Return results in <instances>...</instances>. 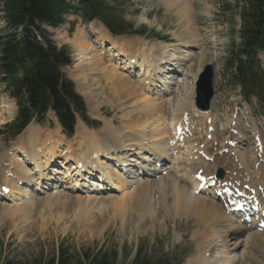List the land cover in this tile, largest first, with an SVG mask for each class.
<instances>
[{
    "label": "rangeland",
    "instance_id": "obj_1",
    "mask_svg": "<svg viewBox=\"0 0 264 264\" xmlns=\"http://www.w3.org/2000/svg\"><path fill=\"white\" fill-rule=\"evenodd\" d=\"M193 1L196 4V8L193 10L194 14L192 16L194 17L192 23H187L185 19H179L177 12H179L180 6L177 7L175 4L174 6L168 7L169 5L166 4L167 0H125L121 5H115L112 0H109L108 6H113V13L115 15L120 14V18L126 25H131L132 30H129L123 35L113 36L96 19L90 23H84L80 13L67 15L65 18L66 23L57 29L48 28L50 38L56 45H65L68 47L72 65L63 69L64 75L67 77V80L75 85L74 89L83 98L87 110V117H90L96 122L92 126H87L81 120H78L72 137H67L55 120L43 125L32 122L26 127L25 132L11 140L8 132L13 128H10V130L3 126L14 120L17 110L14 101L8 96L6 86L0 83V106H8L11 112L10 118L4 123H0L1 180L4 179V172L6 173L7 170L5 165L17 154V147L29 135V128H34V130L43 135V138L46 135H52L58 142L57 145L60 146L61 150L66 146H70L68 149H78V145H81L77 142L78 136L82 135L78 132H83V135L85 133L93 138L96 137L100 142L102 137L99 131H103V124L105 122L110 123L114 131L122 128L120 131H123L122 135L124 139L133 138L127 129L129 122L121 125L122 122L119 118L124 120L125 117H121L123 114L121 113L122 111H119L114 105V93L111 90L104 89L103 97L105 100L103 101L105 102L101 104L103 98L98 100V103H100L98 110H93L88 95L82 92L81 72L87 69L88 61L84 58L79 61L76 60L81 55L80 46H72L68 40L72 39V36L78 30L85 27L98 31H95L97 35H89V38L87 37L84 41L86 44L84 49H89L87 54L91 58L95 57L99 59L98 56L103 57L107 54V51H104L103 54L101 50L102 45H98L101 41L106 48H109L111 42L118 44L120 48L128 44L130 48H132L131 45H134L138 49L142 48L140 45L148 43L149 45L155 46L152 48L153 52L157 50L161 55L162 53H166V56H170V61L166 67L162 66L161 71V73L169 72V77L172 76L166 79L170 84L169 89L172 88L169 94L170 96L159 99L160 96L155 95L157 93H151L147 98L150 100V103L153 102L155 105L160 104L168 109L169 112L172 110L171 103L175 104L180 100H184L185 103H190L188 97L191 87L189 85L194 81V76L200 73L203 66L209 64L212 65L214 71L215 90L211 110L205 115L209 116L210 122L211 119H216L220 124L227 122L235 124L236 110L240 108L242 109L241 114L244 112L251 113L254 115L252 118L255 122H257V118L264 124V106L259 102L262 99L264 100V92H258V96L255 97L245 95L240 88L243 85L240 83L238 85L235 82V78L232 77L231 66L229 65L231 49H235L242 42V38L239 35L241 29L239 18L241 6L237 0ZM192 8L193 4H190V9L192 10ZM185 23L187 24L185 25ZM0 27H3V22H0ZM83 30L86 36L87 33L85 31L87 29ZM187 37L189 39H186ZM192 40L195 41L192 44L193 47H189L188 43H193ZM160 43L168 47V49H165ZM140 53L141 51L138 52V54ZM161 55H156V57L158 58ZM261 63L264 66V60ZM101 65L105 66L103 64ZM131 65L130 67L132 68ZM115 67L120 68L119 65H115ZM135 68L137 69L139 67ZM108 69L110 70L111 68ZM140 70L134 72V76L140 75ZM91 76L95 77V75ZM86 78H89V76ZM101 82V85H105L104 80ZM146 86H148V83H146ZM130 98L131 100L129 102L131 104L128 106L140 117L144 112L143 109H140L141 106L138 105V102L139 104L145 103L141 101V97H137L138 99L136 98V101L133 99L135 98L134 96H130ZM166 99L169 102H165ZM189 105L191 106V104ZM193 106H195L194 100ZM136 108L138 110H135ZM192 110L190 109L189 115L194 116ZM0 112L2 113L3 109L0 108ZM195 113L200 117H204L201 113L202 116L197 112ZM124 115L126 116V114ZM1 116L6 117L0 114ZM138 119L140 122L143 121L141 117ZM209 119L207 120L208 122ZM207 121H204L203 118L194 119V124L197 126L193 133L194 136L189 140L186 139V142L183 144L184 148L179 149V151L168 145L170 141L168 133L162 137V140L158 139L161 148L164 149L161 150L165 154L163 161L165 162V169L171 167L174 160L180 161L185 157L184 155L188 154L187 152L190 147L195 144L200 147L203 146L206 142L204 135L208 132L210 125ZM163 123L168 126L167 120H164ZM160 126L161 128L163 127L162 124ZM226 129L225 131L216 129V134L213 136L214 142L207 144V148L211 150L212 155L224 149L226 140H236L237 137L231 132L236 133L240 130V134L247 137L243 128L234 129L232 126H227ZM261 134L262 141L264 142V131ZM251 142L250 140L246 141L247 144ZM153 143L147 144L150 148L149 150L151 151L152 147L153 150L159 152V149H156V144ZM157 145L159 146V144ZM36 150L39 149L37 148ZM76 155L79 154L77 153ZM62 156L65 155L62 154ZM137 158L141 157H132V159L140 162L141 159ZM138 161L137 163H139ZM73 162L75 165L74 158ZM103 162L108 163L109 161L105 159ZM111 164L112 162H110L109 166H114ZM200 164L203 165L204 162L201 161ZM83 169L87 168L84 166ZM248 173H251L250 166H248ZM158 182L155 184L152 182L151 184L152 204L150 207L152 208V213L148 214L142 220L139 217H132L122 223L112 213V205L108 202V199H105V196H101L100 194L93 195L94 197L90 200L88 198L90 195L85 192L74 193V196L71 192L54 190L48 194H42L34 200H30L31 198L29 199L27 197L21 201L14 194V199L0 201V262L4 259V261L12 260L17 264H21L27 260H33L39 255L44 257V259H49L53 253L56 254L59 244L67 247L69 254H75L82 250L90 252L98 249L107 252L112 250L117 254V264H132L138 248L142 252L140 258L146 259L150 264H188L191 259L192 261L199 262L197 259L199 253L196 251L197 243L193 239V235L195 231H202L204 228L196 223L192 212L188 211L186 214H175L176 212L171 208L172 201L169 200L166 203L163 201V196H169L170 191H161ZM176 184L181 186L179 183ZM81 186L82 184L78 187ZM127 192L129 193V189L126 187L112 191L115 198H118V201L125 198L128 194ZM89 214H92L98 221L88 220L89 222L83 226L77 224L76 217L81 215L87 216ZM98 217L106 219L103 224H100V218ZM107 218L110 220L108 221ZM220 229L217 225L206 229V231L211 232L212 237L210 238L214 240L208 249L209 252L204 256L201 255L202 258L200 259L203 260L201 264H210L213 260H216L213 261L214 264H264V233L259 234V236L257 235V239L250 241L242 238L244 240L242 247L235 249L233 245L235 242L232 239L221 237L223 234L220 233ZM217 233L220 235L218 236ZM242 240L240 241L242 242Z\"/></svg>",
    "mask_w": 264,
    "mask_h": 264
},
{
    "label": "bare ground",
    "instance_id": "obj_2",
    "mask_svg": "<svg viewBox=\"0 0 264 264\" xmlns=\"http://www.w3.org/2000/svg\"><path fill=\"white\" fill-rule=\"evenodd\" d=\"M166 4L169 5L168 7L174 6L175 4L177 7L180 6V10L179 12H177L178 18L187 20V23L193 22V10L196 8V4L193 0H167ZM190 4H193L192 10L190 9ZM187 23H185V25ZM83 29H87V31H85V33H87L86 36L84 35ZM83 29L81 28L80 30H78V32L74 34V36H72L73 38L68 40V42L72 46H80L81 55L79 59L77 58L76 60L79 61L80 59L84 58L86 61H88L87 69L81 72L82 92L88 95V98L93 106V110H98V106L100 105V103H98V100L103 98L101 104L105 102L103 101L105 100V98L103 97L104 89L107 88L108 90H111L114 93V105L119 111H122L121 113L123 114L121 117L124 116L126 118H124V120H121V118H119V120L122 122L121 125L129 122V126L127 127V129L130 131L131 136L133 138L124 139V136L122 135L123 131H120L122 130V128L118 131H114L111 124L104 121V129L103 131H99V134L102 137L100 142L99 140H97L96 137L93 138L92 136L86 135L85 133L83 135V132H78L79 134H82L78 136L77 142H79L78 144H81L78 145V149L72 150L71 148L68 149V147L70 146H66L63 150H61L60 146L57 145L58 142L54 139L52 135H46L43 138V135L38 133V131L34 130V128H29V135L24 138V140L21 142V145L17 147V154H20L21 156L14 155V158L10 160L11 162L8 164L10 170L7 171L6 174L10 173L12 177L15 178V180L13 179V181H9L5 179V182L3 184L0 183L1 187H8L11 191L6 197H1L0 200H10V198L14 197V194L18 195L19 198L17 199H23L25 195L29 196L30 198H33V192L38 191L39 189L37 187L35 188V190H29L30 188H32L29 185L35 181L38 186L42 179L37 178L39 174L36 175L33 173H29L28 170H26L27 168H30L28 167V165H36V168H38L39 172H41L40 168H42V170H45L46 167L50 163H53L56 158H60L61 155L59 156V154L62 152L64 155H68L65 157V161L66 159H68V161L73 160V158L75 159L74 166L78 165V162H81L83 167L85 166L87 170L92 168L100 170L102 173H104L102 174L101 179H107L108 181H110V185L113 187L105 188L103 192L104 194L101 196H105L104 198H107L108 202L111 203L112 213L121 223L126 222L132 217H139V219L142 220L148 214L152 213V208L150 207V205L152 204L151 184L152 182L155 184L157 181H159V189L161 191H170L169 196H163L164 203L171 200V208L176 212L175 214H186V212L188 211L192 212L193 216L196 219V223L202 228H204L202 231H195V234L193 235V239L197 243L196 251L197 253H199L197 257L199 262L192 261L191 259L189 260L188 264H201V262H203V260L200 259L202 258L201 255L204 256L207 252H209L208 249L210 248V245L214 240L210 238L212 237L211 232L206 231V229L215 227V225L221 228V232L219 231L223 234V236L221 237H225L226 239H232L235 242L233 244L235 249H239L240 247H242V243L244 241L242 240V238H246L247 241L257 239L256 236H259V233L256 232V228H242L233 218L224 214L222 206L218 203V201H216V198L214 196L205 194L203 192H200L198 195H196L195 187L198 185V183L193 181V175L199 169H202L207 177H211L214 175L215 170L217 168H221L224 170L230 168L232 170V167L234 170H237V174L242 177L245 176L244 178L248 180L250 174L247 173V162H253V166H255V161H253L254 151L252 149H247L246 146L239 147L235 154L237 155L235 157L237 163H235L233 157L228 154L224 155L223 158H213L212 163H204L203 165H201V158H198L196 162L195 157L192 155L195 151V147L192 146L187 152L188 154L186 156L185 162H182V159L180 161L175 160L171 167L167 169L168 175L166 177L161 175V173L166 169H160V171H158V169L155 167L156 163L162 162V158L165 156L164 152L162 151L164 149L161 148V144L158 142V139L162 140V137L164 135H167L168 133L170 142L173 145L174 149L181 150L182 146L181 144H179V140L175 139V135L173 132L174 127L180 122V119L182 118L183 114H186L190 109H193L194 114H196L195 112H197L198 114L203 113L198 111L195 106H193L194 82L196 79V75L194 76V81H192L191 85H189L191 87L188 97L190 103H185L184 100H180L175 104L171 103L170 105H172V110L169 112L168 109L161 106L160 104L155 105L153 104V102H151V104L150 100H148L147 98L151 93H157L158 88L161 91V94H157V96L160 95L159 99H164V97L170 96V93L168 91L170 90L168 87L170 84L168 81H166V79H169L172 76L169 77V72L161 73L162 66L166 67V65L171 59L170 56H166V53H162L161 55V53L159 54L157 50L153 52L152 48H154L155 46L149 45L148 43L140 45V47L142 46V48L138 49L135 48L137 46L134 45H131L132 48H130V45L128 44H125L124 46H122V48H120L118 44H114L111 42V44H109V48H106L105 46H103L104 44H102L101 41L98 45H102L101 50L103 51V54L104 51H107V54H105V56L103 57L98 56L99 59H96L95 57L91 58L87 54V52H89V49H84V46L86 45L84 41L87 39V37L89 38V35H97V33L95 32L97 30H93L92 28L87 27ZM186 39L189 38L187 37ZM194 42L195 41H193V43H188L189 47H193L192 44H194ZM162 46L165 49H168V47H166L165 45L162 44ZM139 51H141L140 54H138ZM156 55L161 56L157 58ZM167 57L169 58V60H167ZM100 63L105 66H102ZM115 65H119L120 68H116ZM130 65L132 66V68L130 67ZM135 67H139V69H141L139 72L140 75L138 74V76L133 75L132 69ZM108 68L111 69L109 70ZM91 75H95V77ZM88 76L89 78H86ZM102 80H104L105 85H101ZM146 83H148V86H146ZM130 96L135 97L133 98L135 99L134 101H136L137 97H141V101L145 103L139 104L138 102V105L141 106L140 109H143L144 112L142 113V115L139 113L141 115L140 117L143 119L142 122L138 121V118L140 117L137 115V113H134V111L130 109L131 107L128 106L131 104V102H129L131 100ZM167 101L168 100L166 99L165 102ZM189 104H191V106ZM0 108L3 109V112H0V114L6 116L0 117V123H4L8 120V118H10L11 112L9 111L8 106H0ZM135 110L138 109L136 108ZM124 114H126V116ZM204 119H207V116H205ZM164 120H167L168 126L167 124L165 125L163 123ZM227 123H217L218 129H220V131L227 130L226 127L230 126L231 122ZM161 124L163 125L162 128L160 126ZM91 133L94 134L93 132ZM143 141H145V143H143ZM151 142H154L156 144V149H159L158 152L153 150L151 147V150H153L152 154L156 156L158 160L153 162L152 165H141L142 161H152V154L142 155V153H140V151L150 152V148L147 144ZM182 142H184V140ZM157 144H159V146ZM37 148L39 150H36ZM77 153L79 155H76ZM129 153H131V155L133 154V157H135L136 155H142L141 162L137 163L135 160L136 166L139 167H135V170H132L130 172L131 174H133L132 177L130 175V178H128L129 176L126 175L125 172L118 170V167H120L121 165L126 166V163L124 162H126L125 160L127 158L130 159L128 161H134L128 155ZM100 157L107 159L109 162H103L105 159L100 160ZM260 157L263 159L262 156ZM189 158L191 160H189ZM28 161L29 164L27 163ZM110 162H115L116 165L111 164L114 166H109ZM149 168L153 169L150 170ZM257 168L258 170H256L251 175L257 180V185L255 186L257 188L260 187L264 190V160L263 164L259 163ZM73 169L75 168L73 167ZM142 170H146L147 173H143V176L139 177L137 173ZM150 171H152L153 173H151ZM70 174L71 173L69 168L67 169L66 176L63 178L66 179L72 176L80 178L83 177L80 171H75L74 175ZM229 174L230 177L231 175H233V172ZM150 177L154 178V180H150ZM82 180L83 179H81V181ZM18 183H23L25 186L21 188L18 186ZM76 183L75 186L72 187L71 181H66V185H64L63 188L71 189V191H73L71 193L75 196L74 192L78 193V190H83L84 187V184H82L81 187H78L80 184L78 182ZM176 183L181 184V186L177 185ZM182 184L186 186H183ZM248 184L250 190H253L251 188L252 184L249 182ZM119 187H126L130 189L129 193L127 192L128 194L125 196V198L120 199V201H118V198L116 199L115 195L112 193V191L118 189ZM217 187V185L215 187L210 185L209 189H206L209 190V192L216 191ZM57 188H60V186H56V189ZM43 189H47L46 191L52 190L48 189L46 186H44ZM39 192H42V190H39ZM47 193L48 192H44V194ZM86 193L90 195V197L88 196L90 200L94 197L93 195L96 194V192L92 189L86 190ZM93 218L94 216L92 214H89L87 216H78L75 220L77 224L83 226L86 225L87 222H89L88 220L97 219ZM105 220L106 219L101 217L99 219L100 224H103ZM107 220L109 221L110 219L107 218ZM97 221L98 220L94 222ZM219 235L220 234H218V236ZM240 240H242V242ZM213 261H211L210 264H214Z\"/></svg>",
    "mask_w": 264,
    "mask_h": 264
},
{
    "label": "trees",
    "instance_id": "obj_3",
    "mask_svg": "<svg viewBox=\"0 0 264 264\" xmlns=\"http://www.w3.org/2000/svg\"><path fill=\"white\" fill-rule=\"evenodd\" d=\"M121 5L125 0H112ZM245 3L242 19L243 44L231 53L230 66L235 78L244 85L252 82L255 72V51L264 50V0H241ZM75 2V3H74ZM109 0H0V83L8 95L16 100L18 114L13 124L6 128L12 136L19 134L33 119L44 121L50 109L68 136L73 133L75 114L85 122V105L74 92L63 69L71 66L67 46L58 47L50 38L47 28L57 29L66 23V16L80 13L84 22L99 20L111 34L123 35L132 30L120 14H114ZM257 75V74H256ZM0 264H17L1 261ZM21 264H117L114 251H80L68 253L59 244L56 254L49 259L38 256ZM132 264H149L137 252Z\"/></svg>",
    "mask_w": 264,
    "mask_h": 264
},
{
    "label": "water",
    "instance_id": "obj_4",
    "mask_svg": "<svg viewBox=\"0 0 264 264\" xmlns=\"http://www.w3.org/2000/svg\"><path fill=\"white\" fill-rule=\"evenodd\" d=\"M212 96V69L210 66H206L196 84L197 106L202 110L208 109V104Z\"/></svg>",
    "mask_w": 264,
    "mask_h": 264
}]
</instances>
